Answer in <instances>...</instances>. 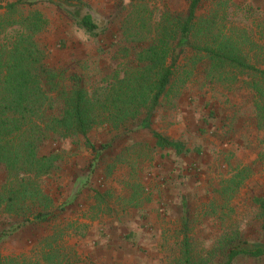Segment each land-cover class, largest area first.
<instances>
[{
  "label": "rangeland",
  "instance_id": "rangeland-1",
  "mask_svg": "<svg viewBox=\"0 0 264 264\" xmlns=\"http://www.w3.org/2000/svg\"><path fill=\"white\" fill-rule=\"evenodd\" d=\"M31 3L47 19L37 40L46 45L49 63L68 65L70 74L82 76L86 92L96 95L123 74L114 71L129 63L125 49L152 33L162 15H181L187 7V0ZM85 11L105 27L99 36L73 23L74 14ZM126 14L130 36L124 39ZM195 18L211 34L253 41L242 47L254 66H263L264 0H199ZM16 29L6 28L1 38L13 37ZM196 63L178 68L172 91L144 123L141 114L125 130L94 124L87 134L94 151L81 137L40 145V153L62 156L54 171L38 179L55 214L3 237L4 264H173L183 242L193 264H219L229 249L264 245V212L254 201L264 199V103L254 106L248 72L227 68L223 76H205L207 68ZM148 129L189 152L159 149ZM10 214H0V229L16 221ZM231 264H264V256L238 255Z\"/></svg>",
  "mask_w": 264,
  "mask_h": 264
},
{
  "label": "trees",
  "instance_id": "trees-1",
  "mask_svg": "<svg viewBox=\"0 0 264 264\" xmlns=\"http://www.w3.org/2000/svg\"><path fill=\"white\" fill-rule=\"evenodd\" d=\"M137 2L138 7L143 6L141 1ZM198 2L187 0L184 14L162 15L152 33L140 36L132 48L125 49L130 54L129 63L121 71H114L123 74L114 77L102 96L88 94L82 76L70 74L68 65L49 63L46 45L37 40L47 26V19L39 10L30 8L31 0L0 5V172L4 176L0 181V214L11 213L17 217L12 225L0 229V240L28 224L49 221L55 214L49 208L51 199L38 186V179L54 171L62 156L59 151L40 153V145L45 140L81 137L84 145L94 151L87 138L94 124L101 122L113 130H125L141 114V123H144L172 91L174 73L181 66L190 62L196 68L195 63L201 61L202 68H207L203 71L205 76H213V72L223 76L227 68L248 72L245 74L250 82L246 84L254 93V106L261 107L264 59L260 67L249 61L242 46L243 43L254 46L251 40L237 41L220 31L211 34L204 21L195 18ZM74 16L73 23L91 37L105 30L88 11ZM12 26L17 28L13 37L2 39L5 29ZM122 33L124 39L130 36L128 14L122 20ZM148 131L159 149L168 148L175 154L189 152L159 132ZM78 192L75 189L73 197ZM254 201L264 212V199ZM185 246L183 242V252L173 264H193ZM238 255L263 257L264 245L254 249H229L219 264H231ZM6 262L0 257V264Z\"/></svg>",
  "mask_w": 264,
  "mask_h": 264
},
{
  "label": "crops",
  "instance_id": "crops-1",
  "mask_svg": "<svg viewBox=\"0 0 264 264\" xmlns=\"http://www.w3.org/2000/svg\"><path fill=\"white\" fill-rule=\"evenodd\" d=\"M128 203L130 204V202L128 201ZM118 208H120L121 209V207H118Z\"/></svg>",
  "mask_w": 264,
  "mask_h": 264
}]
</instances>
